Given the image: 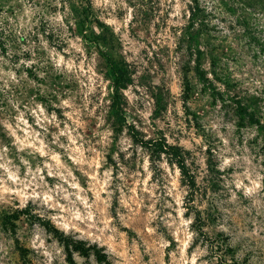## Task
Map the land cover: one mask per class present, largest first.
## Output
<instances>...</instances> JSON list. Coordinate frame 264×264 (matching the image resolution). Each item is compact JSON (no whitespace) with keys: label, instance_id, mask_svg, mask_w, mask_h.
<instances>
[{"label":"clouds","instance_id":"1","mask_svg":"<svg viewBox=\"0 0 264 264\" xmlns=\"http://www.w3.org/2000/svg\"><path fill=\"white\" fill-rule=\"evenodd\" d=\"M0 264H264V0H0Z\"/></svg>","mask_w":264,"mask_h":264}]
</instances>
